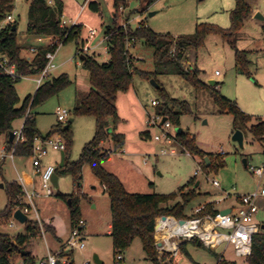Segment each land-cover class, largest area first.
<instances>
[{
  "label": "rangeland",
  "instance_id": "rangeland-1",
  "mask_svg": "<svg viewBox=\"0 0 264 264\" xmlns=\"http://www.w3.org/2000/svg\"><path fill=\"white\" fill-rule=\"evenodd\" d=\"M31 0H16L11 12L18 23V43L22 45L21 56L31 55L30 47L25 44L27 37L28 9ZM64 14L62 22L67 27L83 25L80 36L84 46L89 51H81L83 55H97L100 63L109 60L106 51L107 43L104 40V32L108 26H112L115 20L114 0H62ZM100 5V11L91 9L90 3ZM126 8H121L118 16L119 24H126V18L130 15L129 25L135 30L140 23H145L149 28L159 34H171L172 36L189 35L195 32L199 23H209L222 29H229L231 23V11L235 8L236 0H158L148 11L141 12L144 3L141 0H127ZM251 6L257 7L264 15V0H249ZM154 13L153 16H150ZM7 23L0 19V29ZM264 21L249 18L238 33L236 46L239 50L248 52V70L250 75L242 74L237 67L234 49L222 39L220 35H209L202 47L195 50L188 59L189 64L194 65L200 71V78L206 82L220 83L221 93L232 101L238 103L240 108L248 115L264 119ZM96 30L97 34L90 36V31ZM57 39L45 37L43 47H49ZM36 45V44H35ZM33 46V45H32ZM37 46V45H36ZM83 46V47H84ZM135 59L137 69L157 75L150 79L135 75L133 84L126 93H120L118 101L119 121L117 132L126 136V145L111 155L104 164L105 168L115 173L133 193L170 194L179 187L187 184L191 179L200 183L198 191L203 195L193 200L187 207V214L194 216L195 208L206 202H215L219 211L224 207L233 205L241 196L254 194L264 188V174L256 175L254 170L264 169V143L253 138L245 131L243 148L233 140L238 131L235 129L233 117L229 114H221L210 94L206 91H196L182 77L176 75L170 67L157 70L154 62V49L147 46L144 41H138L130 47ZM77 53L75 41L60 45L56 51L55 64L57 68L52 72V77L67 74L72 84L58 95L50 98L45 103L36 106L32 115L36 117V123L41 134L46 135L59 122L56 117L57 108H63L70 112L74 144L70 153L71 161L77 160L86 145L94 137L95 119L93 117L75 116L74 107L77 99L87 93L89 86L88 71L83 69L81 63L82 54ZM96 53V54H95ZM219 72V75H216ZM33 76L22 78L16 85L19 97L24 100L29 94H34L37 84ZM152 81H155L172 98L187 101L193 114H184L181 117L179 127L166 128L161 121L151 125L150 120L155 119L157 107L153 101L161 100V91ZM88 86V87H87ZM24 120L16 121L14 129H20ZM62 125H66L62 124ZM113 127L115 124L113 123ZM177 128L189 132L196 139L200 149L207 153L221 156L223 166L213 165L206 171L204 160L192 156L174 141L168 142L164 133L175 136ZM150 133V137L144 135ZM160 140H155V137ZM65 143L63 136L58 133L54 137ZM6 142L4 135L0 136V151ZM110 149L112 143L108 140L103 145ZM176 153L172 154L171 150ZM162 150L167 153L163 154ZM217 159V158H215ZM248 167H245L244 161ZM29 163V160L22 161ZM18 158L14 159L19 173L22 175V163ZM62 162V152L49 148L48 155L44 157V167L53 166L59 169ZM199 172L196 176L195 173ZM18 178L13 166V160L0 162V212L4 211L8 204L7 186ZM37 180L36 190L38 196L34 198L36 211L40 220L46 224H54L58 235L62 240L69 237L70 210L67 203L58 197V194L71 195L74 193L75 182L72 175L60 173L58 186L53 185L55 195L45 196L42 189L40 176ZM216 178L221 186L215 187L209 180ZM153 183L151 187L150 184ZM80 194L81 213L86 221V250L83 253H75L76 264H82L84 259L92 260L98 255L104 264H115L113 254V241L110 235L111 203L108 192L95 177L91 168L86 164L83 168ZM32 190V189H31ZM35 190V191H36ZM239 197V198H237ZM258 213L255 222L264 225V197L258 201ZM36 217L30 216V221ZM15 225L12 226L11 222ZM25 233V224L14 218V212L8 220H0V234L16 237ZM157 240V238H155ZM49 245V246H48ZM57 240L49 233L45 237L38 236L30 245V249L36 255L37 264L45 258L48 247L54 249ZM186 252L179 253L172 260V264H217L218 256L223 253L225 257L237 264H243L244 260L234 254L231 245L223 244L217 250H211L205 246L187 243ZM124 258L122 264H152L146 259L142 242L136 239L130 248L121 254ZM167 256H165L166 260ZM181 259V261H179ZM179 261V262H178ZM21 257L14 256L11 264H20ZM96 264V263H92ZM162 264V262H161Z\"/></svg>",
  "mask_w": 264,
  "mask_h": 264
},
{
  "label": "trees",
  "instance_id": "trees-1",
  "mask_svg": "<svg viewBox=\"0 0 264 264\" xmlns=\"http://www.w3.org/2000/svg\"><path fill=\"white\" fill-rule=\"evenodd\" d=\"M16 0H0V19H5L8 13L14 9ZM52 2L50 4L49 2ZM146 12L158 0H141ZM127 0H114L115 20L112 26H108L104 32V38L109 46V60L100 63L95 55H83L81 63L83 69L89 73L91 90L82 94L76 101L74 107L75 116L93 117L95 119V133L91 141L86 143L80 157L71 161L70 153L74 144L72 123L67 122L64 126L61 123L54 126L46 135L41 134L37 127L36 117L32 110L36 106L45 103L50 98L58 95L61 91L72 84L67 74L52 77L41 87L37 88L34 94L28 95L22 100L16 89L21 79L0 76V136L6 137L5 148L7 152H13L14 158L27 160L32 158L33 144L37 138L49 139L60 133L65 140V161L56 169V175L60 173L71 174L74 181L81 187L83 168L88 164L95 177L105 187L111 203V232L113 241L114 257L122 254L131 247L136 239L142 242L146 259L152 264H161L158 257L156 243V220L162 216H173L178 219H188L192 216L187 214L188 205L203 194L196 187V180L191 179L187 184L179 187L170 194L133 193L130 192L125 183L113 172L105 168L104 164L111 155L124 148L126 136L117 132L119 121L116 102L120 93L129 91L133 84L135 75L150 80L157 75L143 72L136 68L130 47L138 41L154 49V62L157 70L160 68H172L173 72L182 77L196 91H206L214 100L221 114H229L233 117L235 129L245 134L248 131L255 140L264 143V119L254 118L245 113L237 102L230 100L220 91V83L210 85L200 78V71L196 66L189 64L188 59L195 50L202 47L209 35H220L222 39L235 51L238 70L244 75H250L248 70V52L239 50L236 46L238 33L244 26L246 20L251 18L253 8L248 0H236L235 8L231 11L232 26L225 30L209 23H199L195 32L189 35L172 36L171 34H159L149 28L145 23H140L133 30L129 25L130 15L126 18V24L118 23L119 11L126 8ZM93 11L99 12L100 5L96 2L90 3ZM64 3L62 0H31L28 9V24L26 33L35 37H54L57 40L47 48L40 49L32 63L21 56L22 47L18 43V23L5 25L0 29V58H7V66L15 65L20 74L31 76L42 71L48 63L46 55L56 52L60 45L75 41L77 53L83 50L84 41L80 46V36L83 30L82 25L67 27L63 25ZM14 26L16 29L14 30ZM264 31V26H263ZM2 68L0 67V71ZM161 104L157 106L156 114L167 118L171 126L179 127L181 117L184 114H193L190 104L187 101L172 98L162 87ZM29 112V116H27ZM24 120V140L17 145L10 141V133L14 132L16 121ZM113 123L115 126L113 127ZM67 126H69L67 128ZM144 135L150 137V133ZM174 139L176 143L192 156L203 159L204 169L215 165L223 166L219 156L210 154L200 149L196 139L189 132H176ZM111 141L112 147L106 149L104 143ZM217 158V159H215ZM218 167V168H219ZM153 186V183L150 184ZM24 195L19 182L15 181L7 186L8 204L4 211L0 212V220H8L15 208L16 202ZM58 197L69 206L70 210V233L72 228L82 218L81 198L82 194L64 195ZM220 211L215 209V203H206L200 213L195 217L216 215ZM49 233L57 240V246L48 250L55 254L66 243L58 235L54 224H46L37 221L25 223V233L16 237L0 234V264H11L14 256L21 257L25 264H37L36 255L31 251L30 245L38 236ZM195 245L203 246L197 239L188 241ZM184 242L180 246V252L188 255ZM49 246V245H48ZM47 257V255H46ZM45 257V258H46ZM248 264H264V229L253 237L252 255L248 258ZM217 264H237L235 261L218 256Z\"/></svg>",
  "mask_w": 264,
  "mask_h": 264
},
{
  "label": "built area",
  "instance_id": "built-area-1",
  "mask_svg": "<svg viewBox=\"0 0 264 264\" xmlns=\"http://www.w3.org/2000/svg\"><path fill=\"white\" fill-rule=\"evenodd\" d=\"M52 4V2H49ZM12 13H8L5 17V22L11 24L14 21ZM64 25V24H63ZM97 34L96 30L90 31V36L93 37ZM45 37H36V42L43 43ZM105 42L107 40L104 38ZM54 43V42H53ZM52 43V44H53ZM51 44V45H52ZM22 47V46H21ZM23 50V49H22ZM89 51L86 46L83 47L82 51ZM109 46L107 44L106 51L108 53ZM29 51L31 55L25 56L24 58L32 63L36 54L39 51L38 47L31 46ZM81 53V52H80ZM82 54V53H81ZM56 52H50L46 55L48 60L45 68L39 73L33 76V80L37 84V88L41 87L47 80L52 78V72L57 68L55 64ZM83 56V54H82ZM7 58H0V76L5 75L11 77L12 79H22L28 77L24 74H20L15 65L7 66ZM219 75V72H216ZM152 105L157 107L160 105L159 101H153ZM29 116V112L27 114ZM56 117L59 123L67 124L70 118V112L66 109L57 108ZM162 117L156 116L155 119H151V125L158 124L162 122ZM166 128H171L170 122H165L163 124ZM15 138L14 143H18L24 140L23 137V125L20 129L14 131ZM164 136L168 138L169 143L175 141L169 133H164ZM155 140H160V137L156 136ZM64 152L65 143L56 140L53 137L49 139L37 138L33 144V156L31 158L34 174L35 176H40L41 186L45 192V196L51 197L55 195L53 189V177L56 174V169L53 166H48L46 168L42 167V161L45 156L48 155L49 148ZM163 154L167 152L162 150ZM172 154L176 153L175 149L171 150ZM223 154V153H222ZM8 159H14L13 152H7L6 148L0 151V162L6 161ZM254 173L260 177L264 174V169L259 168L254 170ZM199 172H196L197 176ZM211 184L219 188L221 186L220 182L213 178L209 180ZM19 184L22 186L24 195L18 199L16 202L17 210H21L30 221V216L35 213L36 217L33 221L41 223L40 217L36 211L34 198L38 196L37 192L33 190H27L25 187V180L23 177L19 178ZM74 195L80 194L79 185L76 184L74 187ZM264 197V188L258 190L254 194H248L240 197L239 205L236 209H230L231 212L227 215H222L220 212L216 215H206L203 217L192 216L188 219H178L173 216H162L156 220V243L158 250V257L162 264H172V260L177 257L180 253V246L184 242H188L192 239H197L199 243L211 250H217L223 244L231 245L234 249V254L238 258L244 260L243 264H248V258L252 255V243L254 235L260 232L261 226L255 222V215L258 213V201ZM203 207L195 209L194 214L200 213ZM184 221V222H181ZM11 225L14 226L15 222L12 221ZM86 228V221L81 218L77 224L72 228L70 237L66 243L61 247V249L52 254L49 250L47 257L41 261V264H75V253H82L86 250V239L84 237V229ZM42 230V237H45L44 231ZM165 256H167L165 260ZM124 261L123 256L120 254L115 258V264H122ZM95 263L94 260H87L83 264ZM20 264H25L21 260Z\"/></svg>",
  "mask_w": 264,
  "mask_h": 264
},
{
  "label": "crops",
  "instance_id": "crops-1",
  "mask_svg": "<svg viewBox=\"0 0 264 264\" xmlns=\"http://www.w3.org/2000/svg\"><path fill=\"white\" fill-rule=\"evenodd\" d=\"M249 1V0H248ZM252 8H253V13H252V16H251V18L252 19H261L262 21H264V15L262 14V13H260V10L256 7H253L252 6ZM83 26V25H82ZM22 39H25L26 41H25V44L26 45H28V47L29 46H35V47H38V48H40V47H43V43H38V42H36L35 40H36V37L35 36H29V35H27V37L26 38H22ZM84 43H85V41H84ZM37 46H36V45ZM20 45V44H19ZM20 46H22V45H20ZM96 54V53H95ZM96 58H97V55H96ZM33 79V78H32ZM212 81V80H211ZM88 82H89V74H88ZM89 86V87H88ZM88 88H86L87 90V92H89L90 90H91V85H90V82H89V84H88ZM29 95H31V94H29ZM120 95V94H119ZM119 95H118V99H117V102H116V106H117V104H118V101H119ZM28 96V95H27ZM117 109H118V106H117ZM118 114H119V110H118ZM74 121V120H73ZM119 133V132H118ZM125 135V134H124ZM125 145H126V143H125ZM125 147V146H124ZM5 148V144H3V146H2V148H1V150L2 149H4ZM15 159V158H14ZM14 159H13V166H14V168H15V171L17 172V175H18V178H17V182H19V178L20 177H23V179L25 180V187H26V189L27 190H36V185H37V180H36V178L35 177H37V176H35V174H34V168H33V164H32V160H31V158L30 159H27V160H29V163H25V162H22V161H27V160H23V159H19L23 164H22V175L19 173V171H18V169H17V167H16V165L14 164ZM6 162V161H5ZM45 165H44V163H43V161H42V167L43 168H45L44 167ZM47 167V166H46ZM245 167H248V164H247V166H245ZM197 184V183H196ZM197 187V186H196ZM198 187H200V183H199V186ZM36 192H37V190H36ZM237 198H239V197H237ZM239 200H240V198L238 199V200H236V201H234L235 203L233 204V205H228V206H226V207H224L223 208V210H225V209H236L237 207H238V205H239ZM210 202H212V201H210ZM210 202H206V203H210ZM205 203V204H206ZM215 203V202H214ZM205 204H200V205H198L195 209H197V208H200V207H203ZM216 205V204H215ZM215 209H217L216 208V206H215ZM195 211V210H194ZM81 216H82V213H81ZM83 218V217H82ZM57 228V227H56ZM109 228L111 229V225L109 226ZM110 232H111V230H110ZM69 235H70V232H69ZM86 232H85V229H84V237H85V239H86ZM48 253V252H47ZM83 253V252H82ZM221 256H223L225 259H227L226 257H225V254L223 253ZM46 257V256H45ZM76 257V256H75ZM45 259V258H44ZM227 260H229V259H227ZM42 261V260H41ZM41 261H40V264H41ZM84 261H85V259H84ZM83 261V262H84ZM179 261H181V259L179 260ZM178 261V262H179ZM231 261V260H230ZM104 263V262H103ZM75 264H76V261H75ZM83 264V263H82ZM175 264V263H174ZM179 264V263H178Z\"/></svg>",
  "mask_w": 264,
  "mask_h": 264
},
{
  "label": "water",
  "instance_id": "water-1",
  "mask_svg": "<svg viewBox=\"0 0 264 264\" xmlns=\"http://www.w3.org/2000/svg\"><path fill=\"white\" fill-rule=\"evenodd\" d=\"M199 1H204V0H199ZM153 15H154V13H151V14H150V16H153ZM13 29L15 30L16 27L14 26ZM152 83H153L156 87H159V85H158L155 81H152ZM209 84H210V85H215L216 82H215V81H210ZM73 120H74V119H69V123H72ZM165 122H167V118H163L161 124H164ZM68 127H69V126H67V128H68ZM181 131H182L181 128H177V132H178V133L181 132ZM10 137H11V138H10V141H11V142L14 141L15 133H14V132H11V133H10ZM233 140H234L235 142H237V143L240 145V147L243 148V146H244V134H243L242 131H240V130L236 131V133H235L234 136H233ZM64 161H65V153L62 152V162H61V165L64 164ZM244 163H245V166H247V161H246V160L244 161ZM53 183H54V185H55L56 187L58 186V176H57L56 174H55L54 177H53ZM196 186L198 187V186H199V183H197ZM0 187L3 188L4 185H1ZM230 212H231L230 209H225V210L220 211V213H221L222 215H227V214H229ZM14 218H15L17 221H19L20 223H22V224H25V223L28 221L27 216H26L25 214H23L21 210H17V211L14 213ZM181 222H184V221H181ZM262 229H264V225L262 226ZM93 260H94V262H95L96 264H104L103 261L100 260V258H99L98 255H94V256H93Z\"/></svg>",
  "mask_w": 264,
  "mask_h": 264
}]
</instances>
